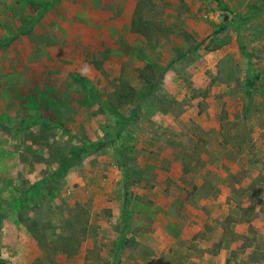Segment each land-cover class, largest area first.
I'll return each mask as SVG.
<instances>
[{
  "label": "rangeland",
  "instance_id": "1",
  "mask_svg": "<svg viewBox=\"0 0 264 264\" xmlns=\"http://www.w3.org/2000/svg\"><path fill=\"white\" fill-rule=\"evenodd\" d=\"M0 259L264 264V0H0Z\"/></svg>",
  "mask_w": 264,
  "mask_h": 264
},
{
  "label": "trees",
  "instance_id": "2",
  "mask_svg": "<svg viewBox=\"0 0 264 264\" xmlns=\"http://www.w3.org/2000/svg\"><path fill=\"white\" fill-rule=\"evenodd\" d=\"M74 79L81 81V83L84 85V82H83V80H82L80 77H76V76H74ZM67 167H68V165L65 166L64 168L62 167V168L60 169L61 172L58 173L57 176H58V177H61V176L63 175V173L66 171ZM241 209H242V213H243L244 216H245V215H248L251 211L253 212V211L255 210V206H251V208H250V207H248V208L241 207ZM0 264H3V262H2L1 259H0Z\"/></svg>",
  "mask_w": 264,
  "mask_h": 264
},
{
  "label": "crops",
  "instance_id": "3",
  "mask_svg": "<svg viewBox=\"0 0 264 264\" xmlns=\"http://www.w3.org/2000/svg\"><path fill=\"white\" fill-rule=\"evenodd\" d=\"M81 190H79L78 192H80Z\"/></svg>",
  "mask_w": 264,
  "mask_h": 264
}]
</instances>
